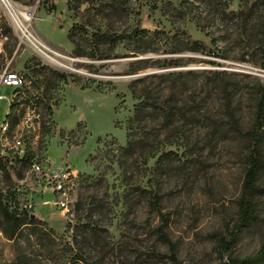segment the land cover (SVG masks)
Instances as JSON below:
<instances>
[{
	"label": "rangeland",
	"instance_id": "obj_1",
	"mask_svg": "<svg viewBox=\"0 0 264 264\" xmlns=\"http://www.w3.org/2000/svg\"><path fill=\"white\" fill-rule=\"evenodd\" d=\"M10 2L30 17L20 19L19 30L0 5L11 29L9 36L0 28V76L22 78L19 88L0 82V199L47 233L27 238L22 228L20 236L7 240L0 219V264H229L254 255L264 241L263 195L255 199L257 223L233 247L220 254L217 239L228 238L237 219L245 133L252 100L264 86L262 1L254 6V0ZM73 24L84 30L72 32ZM135 28L144 33L115 43L104 38ZM27 37L58 54L71 70L41 57ZM131 63L142 70L131 73ZM42 66L65 74L66 81ZM170 73L197 76L198 91L207 93L208 104L214 101L213 121L222 123L233 112L241 130L198 153L137 151L121 157L137 103L129 83ZM213 74H221L219 86L208 83ZM37 158L76 175L72 223L62 217L55 194L35 191L26 178V160Z\"/></svg>",
	"mask_w": 264,
	"mask_h": 264
},
{
	"label": "trees",
	"instance_id": "obj_2",
	"mask_svg": "<svg viewBox=\"0 0 264 264\" xmlns=\"http://www.w3.org/2000/svg\"><path fill=\"white\" fill-rule=\"evenodd\" d=\"M181 1L186 2L187 0ZM260 1L263 3L261 8L262 15H264V0ZM243 2H247V0H243ZM257 3L258 0H254L252 5L254 6ZM0 23V28H3L7 35L11 36V29L1 16ZM83 30L84 28L77 24H73L71 27L72 32ZM143 31L142 28H135L129 35L118 37L106 35L104 38L109 42L115 43L125 38L140 36L144 33ZM191 47L197 49L198 44L194 42ZM11 53L12 51L9 52V55ZM42 68L57 76V80L66 81L67 76L65 74L54 72L47 67L42 66ZM140 70L142 68L139 64H130L131 73ZM220 75L213 74L212 78H208V83H212L215 87L216 85L219 86V82H222V80L218 79ZM184 77H187L188 81L178 86L176 84L177 80L181 82ZM197 80L198 77L192 73H170L132 80L128 88L137 103L134 105L132 115L127 122L129 134L120 156L129 158V155L132 156L137 151L141 154L145 153L147 156H154L158 153H160V156L174 155L177 154L176 151L178 149L183 150V152L198 153L205 149L211 150L218 143H227L231 139L227 137V134L239 132L242 125L239 122L240 117L233 112L227 118L225 117L222 123L213 121L210 112L214 108V101L212 100L211 104L207 103L208 95L203 91H198L200 84ZM139 84H142V86L139 87ZM208 85L207 83L205 84V86ZM252 101L254 113L250 118L249 129L245 133L246 154L241 190L237 200V219L228 234V238L219 237L217 239V247L220 254L233 247L243 230L251 224L257 223L258 215L255 208V199L258 195L264 196V183H258L260 172L264 170V86L257 90ZM209 105H211V108H209ZM200 111L208 115H198ZM161 135H163V138L158 140ZM230 144L235 147L234 143ZM165 149L166 151H164ZM26 161L29 164L31 162L29 160ZM0 166H2L1 160ZM153 204L154 206L157 204L156 199H154ZM0 219L1 232L7 240H15L21 235L22 228L28 229L27 238L31 235L39 237L47 233L33 220L27 222L28 216L26 213L23 211L18 212L16 208L10 210L9 206L3 203L1 199ZM167 258L169 261H174L173 255H169ZM262 262H264V241L254 255L244 257L241 260L230 261L229 264H258Z\"/></svg>",
	"mask_w": 264,
	"mask_h": 264
},
{
	"label": "built area",
	"instance_id": "obj_3",
	"mask_svg": "<svg viewBox=\"0 0 264 264\" xmlns=\"http://www.w3.org/2000/svg\"><path fill=\"white\" fill-rule=\"evenodd\" d=\"M0 82L5 87L19 88L22 85V78L17 74L3 72ZM26 178L35 186V191L55 194L62 217L72 223L74 219L73 187L77 180L73 172L65 169L64 166L54 164L49 159L37 158L30 162Z\"/></svg>",
	"mask_w": 264,
	"mask_h": 264
},
{
	"label": "bare ground",
	"instance_id": "obj_4",
	"mask_svg": "<svg viewBox=\"0 0 264 264\" xmlns=\"http://www.w3.org/2000/svg\"><path fill=\"white\" fill-rule=\"evenodd\" d=\"M0 5L3 7L6 15L10 19L11 23L13 24V26L15 28L21 30L22 23H21L20 19L23 20V21H28L30 15L28 17L26 14H23L22 12H20L18 9H16L12 5L10 0H0ZM27 38H28L29 41H31L30 40L31 37H30V39H29V37H27ZM34 41H35V43H33L32 41H31V43L34 45V47L39 52L41 57H43L47 61L55 64L57 67H59L61 69L71 70L69 67L65 66L61 62V60L59 59L58 54H56L55 52L51 51L50 49H48L46 46L42 45L41 43H39L35 39H34Z\"/></svg>",
	"mask_w": 264,
	"mask_h": 264
}]
</instances>
